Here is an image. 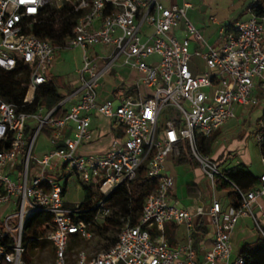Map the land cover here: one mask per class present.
I'll return each instance as SVG.
<instances>
[{
  "label": "built area",
  "instance_id": "2783aa9c",
  "mask_svg": "<svg viewBox=\"0 0 264 264\" xmlns=\"http://www.w3.org/2000/svg\"><path fill=\"white\" fill-rule=\"evenodd\" d=\"M256 1L249 6L248 20L221 25L210 45L187 18L190 5L177 6L171 0H0V76L17 66L28 72L22 107L30 105L35 90L47 82L60 51L82 53L77 86L45 113L41 106L21 111L0 96V264H26L23 233L36 214L50 216L38 239L52 250L50 264H244L240 256H232L230 236L241 218H250L264 236L259 224L264 209L259 207V218L254 211L258 200H264V173L248 191L230 183L237 206L224 207L216 184L227 179L219 165L199 151L197 140L234 118L236 108L259 103L255 89L264 90V14L254 15ZM63 5L75 21L62 44L31 33L48 8ZM209 21L215 23L214 18ZM194 54L203 60L201 72L190 69ZM116 66L138 78L131 87L117 86L111 98L101 99L100 81ZM142 87L148 92L142 93ZM58 111L63 114L55 117ZM92 113L113 120L122 131L99 152L84 150L91 139ZM259 127L256 139L261 144L264 119ZM40 134L47 137L49 149L37 157L33 152ZM185 140L211 188L209 198L194 211L172 202L173 179L164 166L169 155L179 156ZM140 169L156 180V188L145 198L138 222L132 225L128 217L122 218L117 240L107 250L73 253L74 239H94L113 217L110 199ZM70 178L84 198L67 205ZM197 218H206L214 231L211 246H202V258L192 238ZM167 223L185 225V244L173 246L165 239Z\"/></svg>",
  "mask_w": 264,
  "mask_h": 264
},
{
  "label": "trees",
  "instance_id": "16d2710c",
  "mask_svg": "<svg viewBox=\"0 0 264 264\" xmlns=\"http://www.w3.org/2000/svg\"><path fill=\"white\" fill-rule=\"evenodd\" d=\"M252 10L254 15L258 17L264 14V0H257L256 6ZM74 21L75 17L67 5H63L58 10L48 8L41 22L32 27L31 33L39 38L50 41L54 45H59L70 35ZM231 25L232 24H229L227 26ZM28 81V72L23 71L20 66H17L11 72H4L0 76L1 98L6 102L17 105L21 111L25 112L36 111L46 97L54 99V104L62 100V97L60 94H57L54 85L50 79H48L45 84L35 90L32 103L22 107L23 98L26 93L24 84ZM62 114L63 113L58 111L55 117H59ZM200 141L201 138L197 140L198 145H200ZM259 146L261 154L264 156V142L259 144ZM179 150V156L176 158L178 165L188 164L192 166L195 164L186 140L179 145ZM221 171L227 181L219 180L216 184L217 191L225 193L228 203L233 207L237 206V200L236 193L233 191L230 183L245 191L251 190L259 184V177H254L243 164H238L232 168ZM155 188L156 180L147 177L144 169L138 170L135 178L128 184L121 185L110 199L113 206V217L103 223V228L98 230L97 234L104 238V233L110 230L118 235L121 219L126 217L129 218L132 225H135L138 222L140 210L145 198L151 194ZM187 195L189 198H199L201 193L196 185H191L187 188ZM86 197L88 198V194H86ZM77 218H82L87 221L89 217L88 215H79ZM49 219L50 216L48 215L36 214L28 221L23 233V240L28 243V252L24 256L26 264H32L29 258L33 255L34 249L45 245L44 242H40L38 239L44 235V222ZM261 222L264 223L262 220ZM261 222L259 221V224L262 230H264V226H262ZM207 225H209V223L206 218H197L194 221V240L208 233ZM116 240L117 237L114 238L107 249L112 247ZM81 242L82 241L78 239H74L72 244L78 245ZM50 253L52 254L51 251ZM238 256L243 259L244 264H264V236L257 231V238L252 242L245 243L241 247Z\"/></svg>",
  "mask_w": 264,
  "mask_h": 264
},
{
  "label": "rangeland",
  "instance_id": "374dc122",
  "mask_svg": "<svg viewBox=\"0 0 264 264\" xmlns=\"http://www.w3.org/2000/svg\"><path fill=\"white\" fill-rule=\"evenodd\" d=\"M191 1L193 7L192 9L194 11L198 10V12H200L199 14L204 19H207L209 16H211L212 18H215L216 20L219 21L233 22L237 19H240V16L238 15L236 8L241 7L243 4L245 6L248 5L250 0H246V2L245 0H240V3H237L236 7L233 9L230 6L233 4L234 1H238V0H191ZM171 2L174 3V0H171ZM168 3L169 2H165L166 5ZM211 30H205V32H203L206 39L209 37ZM191 50L194 51L195 49L192 48ZM81 57H82V53L77 49L60 51L56 55L53 67L49 69L47 76L54 85L57 94H63V95L66 94V89L68 88L69 83L74 81L76 78L74 72L80 67ZM203 67L204 66L202 65L201 62H196L197 70H202ZM190 69H193L192 64H190ZM119 71H120L119 69L112 68L104 76V81L107 82L106 85H109L112 88L113 86H115V82L113 78L114 77L116 78L118 75H120ZM256 89L262 94H264V90H261L259 86H257ZM141 91L142 93L148 92V90H146L144 87L141 88ZM262 94L259 97L260 100L257 106L240 108L241 109L240 112H238L239 110L238 111L236 110L235 117L233 119H230L224 127H221L220 135L216 138V142L213 145H211L213 152L222 150L220 152V154L222 155L221 160L226 156L228 152H231L233 154L235 153L240 158L247 157L249 159L248 167L253 173L258 172L260 166V158H261L260 149H259L260 146L257 142L256 134L260 129L259 121L264 119V95ZM54 103H55L54 99L50 97L44 98V100L41 103V108L43 109V112L45 113L46 111L52 109L56 105ZM162 120L160 121L162 122ZM97 121L98 124H100L101 126L106 127L108 125L106 120L103 119L102 117H98ZM211 146L209 144V148H207L208 147L207 144H204L203 142V144L199 148V151L206 156H211V148H210ZM96 148L97 147H91L88 149V151L94 152L93 150ZM48 149H49V141L47 137L44 134H40L37 139L33 155L37 157H41L43 154H45L48 151ZM171 157L172 156L169 155V158ZM219 161L217 163H220ZM196 166H194L192 170L193 179L197 184V187L201 193V197L209 198V194L211 192L209 180L203 176L201 171H199V168ZM59 175L60 174H56L55 178L60 180ZM216 196L221 202V204L225 205L227 198L225 199L224 193L216 191ZM83 198H84V194L82 192V189L74 186L73 178H70L69 185L66 189V193L64 196V202L67 205H72L74 203H78L82 201ZM93 198H95L96 200L100 199V197H98L96 193L93 194ZM175 205L178 207H183V203L180 201L179 203H175ZM256 216L259 218V215L256 214ZM259 221L261 222L260 218ZM261 224L262 226H264V223L261 222ZM241 227L243 228L245 227L247 232H249L250 234H255L253 223L250 218L242 220ZM209 228L211 229L212 226L210 225ZM178 235H181V232L180 233L178 232L177 236ZM104 236L105 237L102 238L100 235L96 233V237L90 241H82L78 245L71 244L73 253L82 250L87 255L97 254L100 251H103L108 248V246L112 243L114 238L117 237V233L109 230L104 233ZM165 239L167 241H170V237L168 235L166 236ZM242 245H243L242 242H238L235 246V250H236L235 252H238ZM50 251L51 250L49 246L46 245L45 243V245L41 246L38 251H34L33 255L30 256L29 259L32 262V264H50L52 260V254L50 253Z\"/></svg>",
  "mask_w": 264,
  "mask_h": 264
},
{
  "label": "crops",
  "instance_id": "0c3cea01",
  "mask_svg": "<svg viewBox=\"0 0 264 264\" xmlns=\"http://www.w3.org/2000/svg\"><path fill=\"white\" fill-rule=\"evenodd\" d=\"M253 0H250L248 5H242L239 8H236L238 15L240 16V19H237L235 21H219L216 20L215 18V23H211L209 21V18H212L211 16H209L207 19H204L198 12V10H193L192 8V1L191 0H174V4H176L177 6H182L184 4H189L190 8L187 11V18L193 23V25L199 29L204 37V39L207 41L208 44H214L217 40V31L219 29V27L221 25H229V24H234L237 21H246L250 18V13H249V6L252 3ZM246 2V0H245ZM240 3V0L238 1H234L233 4L230 6L232 9L236 7V4ZM200 9V8H199ZM239 18V17H238ZM243 18V19H241ZM212 29V30H211ZM205 30H211L210 31V35L209 37L206 39L205 35L203 34V32H205ZM195 44L191 45V49L194 48L195 49ZM195 52V50L193 51ZM194 58V59H193ZM197 60V61H196ZM55 61V60H54ZM201 62L203 65V60L200 58V56L198 55H193L191 57V61L190 64H192L193 72H201L202 70H197L196 68V62ZM54 64V62H53ZM53 67V66H52ZM115 69H119V73L120 75H118L116 78L114 77L113 80L115 82V86L110 87L109 85H106L107 82L104 81V77L101 79L100 81V98L101 99H107V98H111V91L113 89H115V87L117 86H123V87H131L135 80L138 78V75L135 72L130 71L127 68H123V67H113ZM79 69V68H78ZM77 69V70H78ZM77 70L74 72L75 74V80L69 83L68 88L66 89V94H60V96L63 98H65L68 94H70L73 89L77 86V75L76 72ZM49 79V77H48ZM112 80V81H113ZM106 82V83H105ZM255 93L260 97L261 96V92H259L257 89H255ZM264 95V94H262ZM69 108V104H67L65 106V110H68ZM236 110L238 112L241 111L240 108H236ZM98 117H102L103 119L106 120L107 122V126H101L100 124H98L97 118ZM91 118V122H90V130H91V139L84 144V150L88 151L89 148L91 147H97L96 149H94V152L97 151H101L104 150L108 147V144L110 142V140L114 137H120L122 135V131L121 129L117 128L113 122V120L105 118L99 114L96 113H92L90 115ZM233 119V118H232ZM229 121V120H228ZM228 121L222 126L224 127ZM114 127V129H113ZM114 130V131H113ZM106 132V133H105ZM221 133V128L219 130H217L216 132H214L210 137L208 138H202V137H198L201 138L200 141V145H198V148L201 147V145L203 144H207V148H209V144L210 146L213 145L216 142V138L220 135ZM211 142V143H210ZM211 148V159H213L216 163L219 161L220 163H217L219 165V168L221 170H225V169H229L232 168L238 164H243L244 166L247 167L248 171L254 176V177H259L260 174L264 173V164H262L261 159L262 154H261V158H260V166L258 169L257 173H253L248 165H249V159L247 157H238L237 154H233L231 152H228L226 154V156L221 160V154L220 150L213 152L212 151V146ZM260 149V148H259ZM92 152V151H89ZM172 156V155H171ZM195 164L197 165V163L195 162ZM178 165L176 158L174 156H172L171 158H169V156L166 158L165 162H164V166H165V173L168 174L169 176L172 177L173 179V190L170 193L171 196V200L173 203H179L182 202L183 203V208H187L190 211H194L195 206L196 205H200L201 203H203L207 198H203L200 197L199 198H189L187 195V188L191 185H196L195 180L193 179V167L196 165ZM198 167V165L196 166ZM200 171V169H199ZM225 199H226V194L224 193ZM227 205H230L228 203V200L226 199V203L225 205H223L224 207H226ZM259 207H261L262 209H264V200L259 199L258 200V205L255 206L254 211L257 215H261V212L259 211ZM262 218V217H261ZM244 219H249V218H241L238 220L234 230L231 233L230 236V241H231V245H232V256L236 257L238 256V252H235V246L238 242H242V244L244 245L245 243L248 242H252L257 238V231L255 230V234H250L249 232H247L246 228L241 227L242 224V220ZM262 221H264V218H262ZM210 224L207 225L208 228V233L204 236H200L198 237V239L194 240L193 234L192 233V238H193V244H194V248L197 251V255L198 258H202L203 255V251L204 249L202 248V246H204L205 248H208L211 246L212 243V238H213V228H209ZM254 227V225H253ZM181 232V235L177 236V233ZM164 237L166 238V236L168 235L170 237V241H168L171 245L173 246H177V245H183L186 243L187 241V229L185 227V225H175V224H171V223H167L164 226ZM48 245V244H46ZM242 245V246H243ZM49 246V245H48ZM241 246V247H242ZM50 248V246H49ZM241 249V248H240ZM51 250V248H50ZM52 252V250H51Z\"/></svg>",
  "mask_w": 264,
  "mask_h": 264
},
{
  "label": "bare ground",
  "instance_id": "6f19581e",
  "mask_svg": "<svg viewBox=\"0 0 264 264\" xmlns=\"http://www.w3.org/2000/svg\"><path fill=\"white\" fill-rule=\"evenodd\" d=\"M29 96H30V93H29V95H28V98H29Z\"/></svg>",
  "mask_w": 264,
  "mask_h": 264
}]
</instances>
